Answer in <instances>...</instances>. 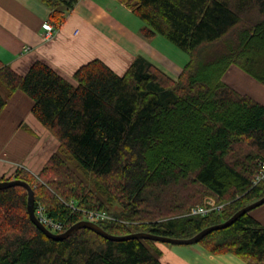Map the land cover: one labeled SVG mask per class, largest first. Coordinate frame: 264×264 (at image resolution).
<instances>
[{"label":"trees","instance_id":"1","mask_svg":"<svg viewBox=\"0 0 264 264\" xmlns=\"http://www.w3.org/2000/svg\"><path fill=\"white\" fill-rule=\"evenodd\" d=\"M39 1L58 29L77 0ZM116 1L142 21L144 38L161 35L187 54L181 71L173 79L136 56L117 74L93 58L72 83L41 60L24 74L0 60V113L21 90L58 142L38 173L16 167L0 180L28 182L34 208L61 232L86 209L110 215L95 222L111 234L187 238L264 196V181L252 184L264 161V103L223 79L236 67L264 85V0ZM206 195L222 208L189 214ZM26 200L22 186L0 189V264H162L151 239L110 240L83 227L51 238ZM197 243L264 263V225L250 211Z\"/></svg>","mask_w":264,"mask_h":264},{"label":"crops","instance_id":"2","mask_svg":"<svg viewBox=\"0 0 264 264\" xmlns=\"http://www.w3.org/2000/svg\"><path fill=\"white\" fill-rule=\"evenodd\" d=\"M49 12L39 0H0V60L15 72L24 74L33 61L41 60L74 83V71L93 58L122 74L139 56L175 79L187 60L179 63V58H167L158 44L168 46V41L161 35L144 38L140 34L142 21L116 0H77L53 37L44 39ZM228 72L231 78L238 68ZM225 77L224 81L235 87L237 80ZM247 93L264 103L256 91ZM31 105L32 100L16 90L0 113V177L10 176L18 166L37 173L58 146L56 138L31 113ZM250 214L264 225V204ZM157 246L162 264H252L231 253L212 254L198 243Z\"/></svg>","mask_w":264,"mask_h":264},{"label":"water","instance_id":"3","mask_svg":"<svg viewBox=\"0 0 264 264\" xmlns=\"http://www.w3.org/2000/svg\"><path fill=\"white\" fill-rule=\"evenodd\" d=\"M22 186L26 189L27 193V200H26V208H27V214L32 221L33 224H35L44 234L47 236L54 238V239H61L64 237H67L72 231L78 228H88L94 231L95 233L99 234L102 237H105L110 240H124L128 238H146L151 239L156 242H166L171 244H192L197 243V241L203 237L205 234L212 230H216L219 228L226 227L230 225L237 217H239L241 214L250 211L251 209L264 204V196H261L260 198L242 206L238 210H236L230 217H228L226 220L213 224L207 227L202 228L194 235L187 237V238H179V237H173V236H166V235H160L155 234L152 232L147 231H134L127 234L122 235H116L111 234L107 231H105L102 227H100L96 222L87 220V219H81L73 224H71L67 229H65L62 232H52L49 230L35 215L34 213V195H33V189L31 188L30 184L26 182L25 180H22L20 178H10V179H3L0 180V189L4 187L9 186Z\"/></svg>","mask_w":264,"mask_h":264},{"label":"built area","instance_id":"4","mask_svg":"<svg viewBox=\"0 0 264 264\" xmlns=\"http://www.w3.org/2000/svg\"><path fill=\"white\" fill-rule=\"evenodd\" d=\"M54 28L52 25L48 22L44 23L43 26V32L42 37L44 39H49L54 34ZM76 32V31H75ZM264 181V161L259 162L258 170L252 180V184H256L259 182ZM222 203H216L212 198L205 199L204 203L197 204L195 206H192L189 210V214H199L204 215L207 212L215 209L220 210L222 208ZM34 213L36 217L52 232H59L61 229V224L58 222H55L51 220L50 218L45 216L44 208L42 205L37 204V206L34 208ZM108 214H106L104 211H92V210H84V219L90 220L95 222L97 219H105L110 218Z\"/></svg>","mask_w":264,"mask_h":264},{"label":"rangeland","instance_id":"5","mask_svg":"<svg viewBox=\"0 0 264 264\" xmlns=\"http://www.w3.org/2000/svg\"><path fill=\"white\" fill-rule=\"evenodd\" d=\"M47 22V21H46ZM56 30L57 29H54V31L56 32ZM55 32H54V34H55ZM53 34V35H54ZM53 35H52V37H53ZM51 37V38H52ZM165 40V42H167L166 41V39H164ZM167 43H169V45L168 46H164L163 45V47L161 46V44L159 43L158 44V47H159V49L160 50H162L161 52L167 57V58H169L170 60H172V58L173 59H180V60H178L179 61V63H180V61L182 62L183 61V59H185L186 57H187V54L184 52V51H182V50H180L177 46H175L173 43H170L169 41L167 42ZM178 55H181V56H183V58L181 57V56H179L178 57ZM182 59V60H181ZM235 71H237V70H235ZM239 71L241 72V73H239ZM230 72H227L226 73V79L228 80V81H230L231 79H236L237 81H236V84H234L235 85V87L240 91V92H243V93H247V92H257V94L259 95V98H262V99H264V90H258L256 87H255V85H254V83H257L258 84V88H262V87H264V85H262L261 83H258V82H255L253 79H251L248 75H246L245 73H243L241 70H239L238 69V73L237 74H234V76H231V78H230ZM239 74V75H238ZM4 109V108H3ZM2 112V111H1ZM18 167H22V166H18ZM38 173V172H37ZM85 179V178H84ZM86 182H87V184H91L90 183V181L89 180H86ZM207 198H212L214 201H216V199L213 197V196H210V195H206V196H204V199H207ZM260 206V205H259ZM258 207V206H257ZM111 208H113V209H118V206H117V204H113L112 206H111ZM256 208V207H255ZM252 210V209H251ZM157 244H160V245H167V244H171V243H166V242H157Z\"/></svg>","mask_w":264,"mask_h":264},{"label":"bare ground","instance_id":"6","mask_svg":"<svg viewBox=\"0 0 264 264\" xmlns=\"http://www.w3.org/2000/svg\"><path fill=\"white\" fill-rule=\"evenodd\" d=\"M86 210V209H85ZM81 211V210H80ZM83 212V211H82ZM84 213V212H83ZM107 214V213H106ZM194 215V214H193ZM195 215H198V214H195ZM110 216V215H109ZM84 217V216H83ZM61 230V229H60ZM61 232V231H60Z\"/></svg>","mask_w":264,"mask_h":264}]
</instances>
